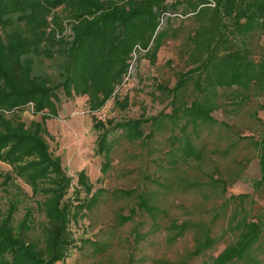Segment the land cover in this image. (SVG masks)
<instances>
[{"label": "trees", "instance_id": "obj_1", "mask_svg": "<svg viewBox=\"0 0 264 264\" xmlns=\"http://www.w3.org/2000/svg\"><path fill=\"white\" fill-rule=\"evenodd\" d=\"M2 1L0 161L11 164L19 178L23 177L38 189L42 186L41 181L55 175L62 181L63 194L64 190L70 189L71 179L66 177L60 158H52L49 143L43 137L49 135L46 122L59 115L57 91L62 90L68 98L89 96L90 111H98L122 84L136 52H144L139 59L145 58L153 65L165 42L179 39L182 29L172 26L171 16L176 14L192 21V29L183 38L189 69L176 74L172 88L163 87L161 91L168 93L172 110L176 114L181 112L185 123L181 128L183 135L178 141L179 147L167 156V161L154 162L159 174L169 173L170 177L163 183L154 179L151 182L158 186V194L190 191L199 197L203 208L208 191L212 188L224 190L241 177L245 162L239 160L236 152L243 138L232 139L222 149L207 153L203 146L195 145L192 136L199 138L200 126L211 128L217 124L212 113L220 107L219 90L238 91L242 103L253 95L264 96V48L254 54L250 41L253 36L264 40V0H47L48 7L34 0L30 7L22 8L16 22L6 17L9 3L8 0ZM180 7L182 12H179ZM60 8H64L63 14L58 11ZM49 17L51 22H48ZM16 24L19 25L16 29L9 28ZM67 27L71 30L70 36L65 34ZM47 60L55 66L54 74L46 70ZM29 105L34 106V115H42L41 121L30 126L22 120ZM92 120L97 131L112 124L96 118ZM136 124L127 122L125 137L130 141L151 140L154 133L144 136ZM161 129V126L157 128L158 131ZM97 142L100 154H106L108 158L102 165V173L107 174L112 168L108 134L100 135ZM259 145L264 168V135ZM218 159L223 166L219 165ZM2 178L0 174V191L9 184L12 176L5 175L1 183ZM78 184L88 195L91 194L93 185L85 171L79 173ZM40 190L35 192L36 195ZM106 193V190H99L88 205L80 202L75 208L77 212L71 210L72 206L59 209L58 201L53 203L46 244L39 249L32 244L26 219L17 232L12 229L18 206L11 201L7 214L0 211V218L6 215L0 220V257L7 250L11 251L10 257L0 259V264L64 263L75 245L70 228L72 220L79 215V210H96ZM134 193L122 192V196L133 198ZM143 196H136L139 205L149 208L153 219L166 216L164 210L158 211L148 204L151 198L144 199ZM225 208L222 207L221 211L214 209L207 223L191 220L180 225L173 221L169 223V243L184 233L193 234V250L187 259L176 264H188V259L214 252L221 235L236 234L231 228L236 226L234 216L228 220ZM221 218L224 222L219 234L215 232V226ZM131 219L122 217L119 225L123 226ZM258 224V220L249 224L252 233H248L243 244L232 250L227 246L223 251L227 252L225 255L221 252L209 263H204L264 264V229L259 231ZM4 230L9 232L7 236H1ZM115 230L116 227L109 230L107 239L100 242L89 240L79 249L89 247L93 257L104 255L111 247L109 239L116 236ZM242 250H245L243 254Z\"/></svg>", "mask_w": 264, "mask_h": 264}, {"label": "rangeland", "instance_id": "obj_2", "mask_svg": "<svg viewBox=\"0 0 264 264\" xmlns=\"http://www.w3.org/2000/svg\"><path fill=\"white\" fill-rule=\"evenodd\" d=\"M171 1L173 0H168ZM33 2L35 1L8 0L6 17L16 22L22 8L30 7ZM37 2L43 7L49 6L47 0ZM63 9L58 10L60 14H63ZM182 10L180 7L179 12ZM171 17L172 26H180L183 34L177 40L165 42L153 65L145 58L139 59L144 52H136L122 84L116 87L112 99L98 111H90L89 96L68 98L62 90L57 91L60 96L59 115L46 122L49 135L43 137L49 143L52 158H60L66 177L71 179L70 189L64 190V194L68 192L67 195L63 194L59 176L49 175L41 181L42 186L36 189L23 177L19 178L11 164L0 161V174L3 175L1 183L5 175L12 176L9 184L0 191V211L7 214L11 201L16 202L18 207L11 227L17 232L21 222L26 219V230L29 229L32 244L38 249L46 244V229L52 218L50 206L53 203L57 204L58 201L59 209L66 205L72 206L71 210L77 212L75 208L80 202L88 205L99 190L107 191L104 201L96 210H79V215L72 220L70 228L75 245L62 264H176L187 259L193 250V234L184 233L176 241L169 243V223L173 221L180 225L185 220L207 223L214 209L221 211L225 206L228 220L231 215L234 216L236 226L231 228L236 230V234L221 235L214 252L188 259V264L209 263L227 246L232 250L234 246L243 244L252 233L249 227L252 221L258 220L256 227L259 231L264 229V168L259 151V142L264 135V96L253 95L242 103L238 91L219 90L220 107L212 113L217 124L211 128L200 126L199 138L192 136L195 145L203 146L207 153H211L213 149H222L232 139L243 138L236 152L239 160L245 162L241 177L224 190L212 188L208 191L203 208L199 197L192 195L190 191L183 193L174 190L168 194H158V186L151 182L154 179L163 183L170 177L169 173L159 174L154 162L166 160L179 147L178 141L183 135L181 128L185 123L182 113L176 114L172 110L171 98L161 88H172L176 74L189 69L183 38L193 26L192 21L181 14ZM51 21L52 18L49 17L48 22ZM17 27V24L9 26L10 29ZM65 34L71 35L69 27ZM250 41L254 54H258L261 47L264 48V40H259L258 36H253ZM45 65L46 70L52 74L55 66L49 60ZM33 112L34 106L29 105L22 114V120L28 126L42 120V115H34ZM93 118L112 124L97 131ZM131 121L137 123L144 136L154 133L152 139L130 141L126 138L128 128L125 125ZM160 126L162 129L158 131ZM105 132L112 148V168L107 174L102 173V165L108 158L106 154H100L97 142ZM218 163L220 166L224 165L219 159ZM81 171L86 172L93 185L89 195L78 184ZM53 180L55 183H52ZM39 190L36 195L35 192ZM131 191L135 192L133 198L122 196V192ZM140 194L144 195V199L151 198L148 204L158 211L164 210L166 216L153 219L149 208L140 207V201L136 197ZM127 216L132 217L131 221L120 226V218ZM5 217L6 215L1 216L0 220ZM223 222L221 218L215 226L216 233H221ZM115 227L116 236L109 239L111 247L104 255L93 257L89 247L79 249L86 246L89 240L100 242L107 239V233ZM8 233L4 230L1 236H7ZM10 252L7 250L0 259L10 257ZM240 252L243 254L245 250ZM225 253L227 252H223V255Z\"/></svg>", "mask_w": 264, "mask_h": 264}]
</instances>
